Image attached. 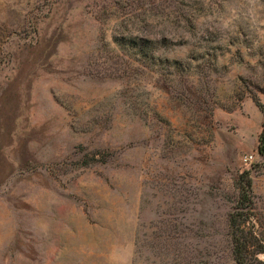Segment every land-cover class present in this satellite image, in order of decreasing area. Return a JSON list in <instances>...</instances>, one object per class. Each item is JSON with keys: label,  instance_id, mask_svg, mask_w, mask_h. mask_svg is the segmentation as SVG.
Listing matches in <instances>:
<instances>
[{"label": "rangeland", "instance_id": "374dc122", "mask_svg": "<svg viewBox=\"0 0 264 264\" xmlns=\"http://www.w3.org/2000/svg\"><path fill=\"white\" fill-rule=\"evenodd\" d=\"M253 98L264 0H0V264H264Z\"/></svg>", "mask_w": 264, "mask_h": 264}, {"label": "trees", "instance_id": "16d2710c", "mask_svg": "<svg viewBox=\"0 0 264 264\" xmlns=\"http://www.w3.org/2000/svg\"><path fill=\"white\" fill-rule=\"evenodd\" d=\"M256 105L260 107L264 115L263 106L260 102L253 98ZM244 214H236V217L230 219V227H233L234 231H237L238 237L232 235V257L235 264H253L256 260L254 259L255 253L258 249L252 248L251 245L252 235L246 231L244 227L245 219Z\"/></svg>", "mask_w": 264, "mask_h": 264}, {"label": "built area", "instance_id": "2783aa9c", "mask_svg": "<svg viewBox=\"0 0 264 264\" xmlns=\"http://www.w3.org/2000/svg\"><path fill=\"white\" fill-rule=\"evenodd\" d=\"M254 160V154H245L240 158L241 165L248 167Z\"/></svg>", "mask_w": 264, "mask_h": 264}]
</instances>
